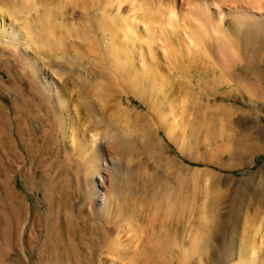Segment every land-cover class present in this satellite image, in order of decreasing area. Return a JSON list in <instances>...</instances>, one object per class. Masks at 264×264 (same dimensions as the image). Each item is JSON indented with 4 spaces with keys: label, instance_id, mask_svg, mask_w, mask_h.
Returning a JSON list of instances; mask_svg holds the SVG:
<instances>
[{
    "label": "rangeland",
    "instance_id": "rangeland-1",
    "mask_svg": "<svg viewBox=\"0 0 264 264\" xmlns=\"http://www.w3.org/2000/svg\"><path fill=\"white\" fill-rule=\"evenodd\" d=\"M92 1L32 0L25 8L22 0H0V107L14 120L19 117L15 112L20 109L31 116V127L37 136L41 140L42 136L54 139L53 150L45 156L50 164H57L45 183L41 172L25 175L21 173L23 165L17 163L10 167L13 186L28 206L29 214L37 216L42 226L52 214V223L58 231L57 238L47 244L45 229L38 240L32 242L27 238L25 250L21 256H14L11 263L247 264L254 259L264 264V189L260 187L264 182V148L251 153L252 147L249 148L244 132L250 125L264 127L263 112L260 118L255 112L259 96L252 91L264 88L257 68L244 69L240 78L226 74L233 76L230 81L217 62L195 51L200 47L186 34L195 56L191 62L187 60L189 65L192 63L184 70L187 72L170 59L167 52L171 44L167 41L169 47L165 51L161 48L158 51L155 46L152 54L163 55L161 62L170 72L167 76L170 80L165 85L153 81L158 63L150 61L149 46L144 45L140 54L149 65L136 84L138 91H134L125 73L111 58L112 32L101 27V14L109 0ZM127 10L120 14L124 15ZM146 17L142 16L140 22ZM10 24L15 26L12 38L9 32L3 31L5 25L10 31L7 26ZM22 24L28 25L30 37L25 35ZM50 28L57 30V36L52 37V40L56 38L55 43L46 41L48 38L44 36ZM21 32L28 37L26 41ZM36 57L43 65L59 67L65 75L63 79L53 78L67 95L65 115L74 117L77 123L78 132L73 135L70 130L66 135L70 139H65L63 131L57 128L62 119L59 114L48 116L46 113L47 107L55 106L54 99L47 98L46 90L40 93L39 84L31 78ZM240 82L247 87L251 85L252 89ZM100 85L104 86L103 92ZM173 104L183 125L182 130L177 129L170 137L167 126L174 124ZM129 112L132 122H129L131 126L128 122L126 125L131 130L124 124ZM167 114L170 117L166 118ZM43 117H47L46 121L39 122ZM256 119H259L257 124ZM116 127L122 130L124 140L117 157L107 154L112 187L105 191V201H100L116 210L111 212V217H104L86 204L82 184L90 163L80 147L88 145L90 139L98 145L104 138H112ZM17 129L15 126L14 132ZM253 143L256 150L258 143ZM23 159H28L27 152ZM37 161L34 159L33 163ZM25 164L29 165L27 161ZM248 181L252 184L247 185ZM56 186L59 192H51ZM244 195L247 200L240 205ZM50 200L57 204L51 205ZM69 219L75 221L76 233L68 231ZM237 219V251L228 260ZM139 226L143 231L139 232ZM251 234L263 244H258L251 253L240 254L242 245L247 244L245 239L252 237ZM118 237L124 245L133 242L132 251H127L137 254L124 257L122 250L115 254L113 248Z\"/></svg>",
    "mask_w": 264,
    "mask_h": 264
},
{
    "label": "bare ground",
    "instance_id": "bare-ground-1",
    "mask_svg": "<svg viewBox=\"0 0 264 264\" xmlns=\"http://www.w3.org/2000/svg\"><path fill=\"white\" fill-rule=\"evenodd\" d=\"M144 1L145 0H109V4H107L106 9L103 11L104 13L101 14L102 17L100 20L101 25H103L101 27L112 32L113 41L110 46L111 58L116 61L117 66L119 67L118 69L122 73H125V79H127L126 81L134 91L137 90L136 84L140 79V75L143 71L148 69H146V67L149 65L146 64L147 60H145L144 57H141L142 54H140L141 50L143 49H141V47H143L144 45L149 46V50L151 53L149 56L150 61H152L154 64L158 63V68L155 70V74L153 73L154 77L152 78L153 81H156L157 83L159 82L162 85H165L166 82H168L166 80H170V77L168 78L167 76H170L171 74L170 72H167L166 67H164L161 62L163 59V55H157L158 53L152 54L155 46H158V51H160V48L161 51H165V47H167L168 42H170V51L167 52L170 59L176 65L180 64L181 70L183 71L191 66L192 63L189 65V61L187 60H190L191 62L195 56L194 53L191 52L192 49L191 47H189L190 45L187 43V40L185 38L186 34L189 38H192L193 41L195 40L194 44H196L197 47H200V49L196 48L195 51L199 53L201 52L202 55L210 57L211 59H213V61L217 62V65L219 66V68L221 66V68L223 69L222 72L224 71L225 75L230 73V75H234L240 78L243 76L242 74H240L241 71H245L248 68L253 71V67H256L258 70L256 73H258L259 78H261V81L264 83V0H154L150 4H147ZM31 2L32 0H22V4L25 8L29 4H31ZM125 8H128L126 13L124 15L120 14ZM15 11H17V9ZM21 11L23 12L25 10ZM19 12L20 11L18 10V13ZM142 16L147 17L145 20H142V22H140V18ZM9 18H11V16H9ZM28 19L30 20V18ZM29 20H27L28 24L30 23ZM7 26L11 28V32L7 31L6 25L4 26L3 31L9 32L7 34L10 38H12V31L15 26L14 24H10ZM22 26L25 35H28V37H30L29 33H31V31H29V27H27L28 25L22 24ZM190 27H192V32H189ZM251 31H254V33H252ZM56 34L57 30H51L50 28L46 35H44L48 38L46 41L54 42L55 40L56 42V38H53L54 40H52V37L57 36ZM17 35L18 32L16 33V36ZM20 36L25 41L28 39V37L23 36L22 32L20 33ZM242 38H245L244 47ZM59 40H61L60 37ZM29 42L30 41H28V43ZM59 42L61 43V41ZM60 43L59 46H61ZM29 46L30 48L32 47V45ZM38 48L37 50L41 49ZM136 57L139 58L133 59ZM34 60V68H32L31 66V68L34 70V73L32 74L31 78L37 81L36 83L39 84L38 91L40 93L46 90L45 92L48 93L47 98L49 97L50 100L52 98V101L53 99L55 101V106H53V104H50L53 106V108L51 106L50 107L52 109H49V107H47L48 109L46 113L48 116L51 114H59V116L62 118L59 119L60 125L58 123V126H53H57V128H59L61 132L63 131L65 139H70L69 136L67 138L66 135L70 130H72L71 133L73 135L78 132L77 127H75L77 123L74 117L70 118V116L67 117L65 115V111L63 108L65 107V105H67L66 103L68 102L67 95L62 89L59 88V83L56 82L53 78V76H60V79H63L65 75L58 69L59 67L56 68L53 67V65L46 66L47 64L43 65L42 63H39L37 57ZM183 71L181 72L183 73ZM184 72H187V70ZM223 74L222 76H224ZM229 77L231 78L230 81H233V76ZM69 81L71 82L72 80L69 79ZM69 81H66V84H68ZM172 82L175 83L173 80ZM240 83L244 84V86L247 85L242 82ZM247 86L246 88L251 87V85H249L250 87ZM251 89L252 87L249 90ZM102 90H105L104 86L100 85V91ZM252 91L256 92L257 96H259V100L256 102L257 106L255 107V112L258 114L257 117L260 118V112H263L264 114V109L262 111L260 109L261 106H263L264 108V88L260 91L258 90L259 93L255 89H252ZM175 99L176 98H174V100ZM50 103L53 102L50 101ZM27 106L29 107L30 104ZM226 108L228 107H225V110L228 111ZM176 110V106H174L173 104L171 111L172 118H174V124L167 126V133L170 137H173L176 134L177 129L180 128L182 130V117L180 113L176 112ZM15 114L19 115L16 120H14V117L9 115V113L4 112L0 107V264H12L11 262L13 261V257L21 256V252L25 250L24 245L27 238L32 242L38 240L40 238V233L43 232V229H45L47 232L46 238L48 237L45 243L50 239H56L58 236V231L56 230L57 228L52 223V214L48 215L46 223L43 224V226L40 222H38L37 216H34L32 214L31 216L29 214L28 206L24 203L23 200H21L19 194L16 192L15 187L13 186L14 179L11 176L13 170L10 168L15 167V164L18 163L19 166L23 165L21 173L25 175H32L33 173L34 176L35 173L37 174L38 172H41V180H44L43 183H45V181L52 177L50 171L57 166V164L56 166L50 164L49 158L45 156V154L49 155L51 153V150H53L51 148V145L54 142V139H49V137L46 138L42 136L41 140V138L37 136V132L31 127V116L28 117L23 113V111H21V109L17 110ZM168 116L170 117V115L167 114L166 118ZM131 117V112H129L124 123L125 126H128L126 124L127 122L129 123L131 121ZM46 118L43 117V120L38 121L43 123V121H46ZM257 122H259V119L255 120L256 124ZM69 124L73 125V128L71 126L68 127ZM135 125L137 124L135 123ZM15 126H17L18 129L14 132ZM130 126H128L129 128H125L130 129ZM246 128L247 131L244 132H246L245 137L247 138V140H249L250 143L249 148L252 147L251 153L256 154L260 149L264 148V127L250 125ZM107 133L109 134V132ZM123 136L124 134H122V130L116 127L115 134L112 135V138H104L103 142L98 145H95L93 139H90V141H88V145H81L80 147L81 152H83V156H85L90 163L85 170V181L82 184L86 190L84 194V196L87 197L86 204L92 206L94 210H96V213L100 212L102 215H104V217H107L108 215L111 217V212H115L116 210L112 205L110 206L109 204H103L100 202L102 200L105 201V191H108L112 187V182L110 180L111 167L107 160V154L110 153V155H112L113 153V155L117 157L119 147L124 140ZM253 142L258 143L256 145V150L253 147ZM259 144H261V147L259 146ZM58 145L57 147H59ZM26 152L28 153L27 160L23 159V154H26ZM34 159H38L39 161H37V163H33ZM25 161H27L29 165H26ZM19 166L17 167L19 168ZM250 184L252 183L248 181L247 185ZM65 187L66 186H64V188ZM260 187L264 189V182L260 184ZM55 189L58 190L59 187H52L51 192H55ZM245 199L246 196H242V200L241 202H239V204L242 205V202ZM52 201L50 200L51 205L57 202ZM240 205L238 206V208H240ZM240 212L241 209L239 210L238 217L240 215ZM67 215L69 214L67 213ZM206 218H208L207 215ZM238 220L239 219L234 222V237L232 243H230L228 260L231 259L235 255V251H237L235 242H238V236L235 234L239 225V223H237ZM68 221V231H75V221L73 219H69ZM251 224L253 223L251 222ZM255 228L258 229L257 227ZM37 231H39L38 235ZM141 231H143V227L139 226V232ZM252 234L250 235L252 237H247L245 239L247 241V244L244 246L242 245L240 254L251 253V251H253L258 246V244H263V242L257 240V237H253ZM115 240V242H117V245L113 248L114 253L120 254L122 250L123 256L129 257L132 253L130 251L128 252L127 250H131L133 242L131 244L124 245L120 241V237L116 238ZM136 254L137 252L135 251L132 255ZM247 264L258 263L254 259H250Z\"/></svg>",
    "mask_w": 264,
    "mask_h": 264
}]
</instances>
